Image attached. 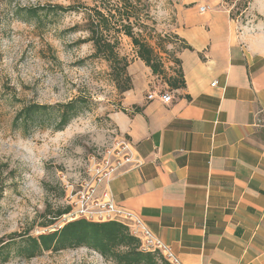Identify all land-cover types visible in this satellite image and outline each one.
Wrapping results in <instances>:
<instances>
[{"label":"crops","instance_id":"obj_1","mask_svg":"<svg viewBox=\"0 0 264 264\" xmlns=\"http://www.w3.org/2000/svg\"><path fill=\"white\" fill-rule=\"evenodd\" d=\"M172 2L186 87L150 100L130 65L110 118L143 165L110 189L183 264H264V0Z\"/></svg>","mask_w":264,"mask_h":264},{"label":"rangeland","instance_id":"obj_2","mask_svg":"<svg viewBox=\"0 0 264 264\" xmlns=\"http://www.w3.org/2000/svg\"><path fill=\"white\" fill-rule=\"evenodd\" d=\"M228 1H237L239 9L248 3ZM94 4V0H0V264H115L86 248L45 252L33 259L17 253L21 237L49 230L44 225L50 217L68 206V187L82 181L94 160L123 137L110 117L123 109L125 93L113 80L109 64L91 57L93 44L81 42L89 37L86 10L54 14L47 9L39 18L24 12L55 5L91 9ZM173 4L172 0H149L148 17L143 20L149 27L143 36L152 34L150 43L166 70L162 76L136 70V82L146 97L171 92L168 79L177 76L182 43L169 27ZM119 52L131 64L139 61L127 37H121ZM79 97L86 99L89 108L63 131L53 124L35 126L29 132L14 125L25 104L55 105ZM65 217L51 228L62 227L68 221Z\"/></svg>","mask_w":264,"mask_h":264},{"label":"trees","instance_id":"obj_3","mask_svg":"<svg viewBox=\"0 0 264 264\" xmlns=\"http://www.w3.org/2000/svg\"><path fill=\"white\" fill-rule=\"evenodd\" d=\"M91 9L80 5L79 7L55 5L51 7H30L24 12L33 18H39L40 12L49 10V13L63 14L70 11L85 9L87 12L86 30L88 39L82 43L93 44L92 58L105 60L110 68L113 80L122 93L133 88L132 78L129 74L131 60L119 52L122 36L129 38L136 49V55L154 76L166 73L160 53L150 43L154 39L143 36V31L149 27L144 23L148 17L149 0H94ZM176 36V35H175ZM182 49L192 50L183 40ZM176 77L168 79V86L172 91L186 87L180 59L176 60ZM124 81V85L121 82ZM85 98L79 97L69 103L55 105L25 104L18 112L15 126H23L26 132L35 126L53 124L57 131H63L70 122L88 110ZM126 113L125 109L121 110ZM142 109L134 107V113H141ZM70 206L59 209L44 225L47 232L39 235H25L21 237L22 244L18 248V255L28 259L37 258L45 252H61L86 248L98 253L105 261L115 264H169L157 252L141 250L140 240L131 235L129 229L116 221L96 222L84 218L75 219L65 223L62 227L52 229L60 219L69 215Z\"/></svg>","mask_w":264,"mask_h":264},{"label":"built area","instance_id":"obj_4","mask_svg":"<svg viewBox=\"0 0 264 264\" xmlns=\"http://www.w3.org/2000/svg\"><path fill=\"white\" fill-rule=\"evenodd\" d=\"M207 9L204 5L200 7L201 12ZM156 97L165 103L172 99L168 94L161 95L156 92L150 94L148 99ZM142 165L143 162L136 157L132 144L125 137H117L105 155L99 160H94L87 169L86 177L66 190L68 206L72 211L65 219L67 222L79 218L96 222H119L140 240L141 250L157 252L169 264H183L172 249L158 239L136 213L118 205L110 189V183L116 177Z\"/></svg>","mask_w":264,"mask_h":264}]
</instances>
